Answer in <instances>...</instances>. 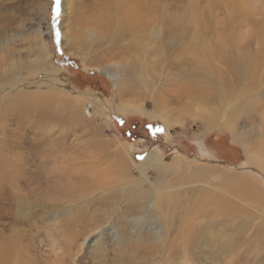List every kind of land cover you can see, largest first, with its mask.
<instances>
[{
    "label": "rangeland",
    "instance_id": "1",
    "mask_svg": "<svg viewBox=\"0 0 264 264\" xmlns=\"http://www.w3.org/2000/svg\"><path fill=\"white\" fill-rule=\"evenodd\" d=\"M66 1L0 0L31 63L0 90V264H264V0H142L137 39L78 47Z\"/></svg>",
    "mask_w": 264,
    "mask_h": 264
},
{
    "label": "bare ground",
    "instance_id": "2",
    "mask_svg": "<svg viewBox=\"0 0 264 264\" xmlns=\"http://www.w3.org/2000/svg\"><path fill=\"white\" fill-rule=\"evenodd\" d=\"M2 1L10 2V0H2ZM47 1L48 0H44V2ZM83 1L84 0H80V1L77 0L75 2L72 0H67L65 2V6H67L68 9L74 13L73 14L74 19L70 25V30H68V33L71 34L73 41V43H71V47L83 46V44L85 43L84 40L88 39L87 37H90V43H93L95 41H101L100 42L101 44L105 42L107 43V41L110 40V36H111L110 33H112L113 35L116 30L120 34L119 37L121 36L119 43L126 42L131 38L137 39V37L139 36L138 34L142 33L145 29L146 21L144 19L146 14L144 11L146 5L144 6L145 2H143L142 0H136V1L130 0V2L129 0L128 1L127 0H86L87 5L84 6V9L82 4ZM44 12L45 10L43 7L38 8L37 13L39 18H42ZM5 14L11 15L9 13V8L6 9ZM147 15L150 19V15L149 14ZM4 17L0 16V80H6V82L0 84V90L3 89L5 92V90H9L10 85H11L10 87H12L10 90H14V91L18 88V86H20L19 81L23 82V80L26 79V76L29 74V72H31L29 68L31 63L26 62L25 58L16 59L18 58L19 52L16 51L17 47L15 43H13L14 39L12 40L8 33V31L11 30L12 26L14 25L8 28V26L11 24L7 23V20L12 21L11 19L12 17L9 18L6 16L5 19ZM26 22H27L26 20L25 23L22 22L23 27L25 26ZM1 32H5V33H1ZM22 33L23 31H21L20 34ZM99 37H101V39ZM103 37L105 38L103 39ZM138 46L140 47V42L136 46L135 45L130 46L127 49L124 47L120 48V44H117L112 47L110 46L109 51H112V49L114 51L121 49V50H126L127 52H131V50L133 49L136 50ZM45 48L46 47L44 43L42 42L38 43L36 48H34L36 52H34L33 50V54H36V56L39 58L42 57L45 59L46 58ZM39 68L45 71L44 78L40 79L39 82H36L34 81L35 79H32V81L29 83V86H27V88L28 87L32 88L27 90L29 91L28 95H31L30 97L31 98L33 97L34 98V99L32 98L33 100H38L43 104H51L53 103L54 100H56V97H54L55 94L54 96L52 95L45 96V92H43L42 90L46 89L47 85L43 84L41 81L52 80L54 76L58 79L66 80V77L63 72L60 73L54 72V75H52L51 72L48 73L47 64H43L42 66L39 65ZM112 76L114 78V75ZM113 78L110 76L111 80H113ZM17 80H19L18 83L15 82ZM23 83H28V82H23ZM37 86L40 88V91L42 92H40L39 90L35 91ZM151 157L153 156L151 155L150 157L146 158L147 159L146 162L152 160L153 158ZM8 169L10 170L9 171L10 173L14 171L12 166L8 167ZM8 175L10 176L11 174ZM20 176L21 175L17 174L15 177L16 179L13 180L14 181L13 183H17ZM16 187L17 186L15 185V188ZM12 193L14 192L12 191Z\"/></svg>",
    "mask_w": 264,
    "mask_h": 264
},
{
    "label": "snow or ice",
    "instance_id": "3",
    "mask_svg": "<svg viewBox=\"0 0 264 264\" xmlns=\"http://www.w3.org/2000/svg\"><path fill=\"white\" fill-rule=\"evenodd\" d=\"M60 5H61V0H54V7L52 8L53 19L54 20H55L56 17L59 16ZM57 36H59V32H57Z\"/></svg>",
    "mask_w": 264,
    "mask_h": 264
},
{
    "label": "trees",
    "instance_id": "4",
    "mask_svg": "<svg viewBox=\"0 0 264 264\" xmlns=\"http://www.w3.org/2000/svg\"><path fill=\"white\" fill-rule=\"evenodd\" d=\"M220 143H221L220 140H218V142L216 143V145H220Z\"/></svg>",
    "mask_w": 264,
    "mask_h": 264
},
{
    "label": "built area",
    "instance_id": "5",
    "mask_svg": "<svg viewBox=\"0 0 264 264\" xmlns=\"http://www.w3.org/2000/svg\"><path fill=\"white\" fill-rule=\"evenodd\" d=\"M89 105V104H88Z\"/></svg>",
    "mask_w": 264,
    "mask_h": 264
}]
</instances>
